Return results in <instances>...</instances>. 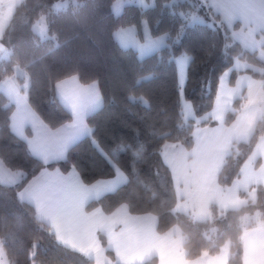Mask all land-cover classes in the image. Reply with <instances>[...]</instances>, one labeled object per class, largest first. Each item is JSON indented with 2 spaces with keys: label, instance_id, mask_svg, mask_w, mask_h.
I'll return each mask as SVG.
<instances>
[{
  "label": "trees",
  "instance_id": "16d2710c",
  "mask_svg": "<svg viewBox=\"0 0 264 264\" xmlns=\"http://www.w3.org/2000/svg\"><path fill=\"white\" fill-rule=\"evenodd\" d=\"M116 1L68 0L66 6L57 9L55 6L64 5V0H17L0 39V45L9 52L0 56V82L16 75L31 107L53 130L71 119L57 97L56 84L70 77H77L85 85L96 82L103 106L87 123L106 150L121 144L130 146L116 156L119 166L127 171L129 182L91 201L87 210L101 208L110 214L126 204L134 215H155L160 234L178 227L185 238L187 260H196L205 253L219 255L229 244L228 264H243L244 233L264 227V186L256 187L255 203L237 210L212 205L208 218L196 219L176 210L178 197L161 152L167 142L188 149L194 145L197 124L185 119L183 99L193 105L197 117H203L214 107L219 79L232 69L236 59L263 69L264 61L257 51H248L233 40L231 31L220 25L217 13L216 28L185 20L181 13L192 11L194 0H154L148 8L126 5L118 16L113 11ZM203 11L202 18L214 13ZM41 20L47 27L46 39L34 29ZM142 21H147L152 37H171L166 38L164 47L144 57L133 47L122 48L113 36L116 27H135L142 38ZM181 28L183 31L179 32ZM178 35L182 42L173 43ZM226 43L231 47L225 48ZM185 52L194 56L195 62L188 70L184 94L178 96L176 59ZM17 71L21 73L16 74ZM251 74L264 80V75ZM237 76L233 72L231 85ZM141 77L148 79L133 88L134 81ZM130 90L131 94L145 96L150 107L130 103ZM6 104L7 97L0 94V159L10 169L27 173L17 185L0 184V241L7 259L10 264H95L93 259L61 244L38 219L34 207L19 199L20 189L40 173L41 164L28 154L25 143L12 134L10 117L14 105L6 108ZM243 106L244 100L236 101L223 124H232ZM217 123L211 120L200 126ZM262 137L264 114L248 142L233 144L219 174L223 189L240 176L242 166ZM133 148L142 153L135 173L130 167ZM47 167L63 173L75 169L87 185L115 177L88 138L76 142L64 160ZM145 264L158 261L154 258Z\"/></svg>",
  "mask_w": 264,
  "mask_h": 264
},
{
  "label": "crops",
  "instance_id": "0c3cea01",
  "mask_svg": "<svg viewBox=\"0 0 264 264\" xmlns=\"http://www.w3.org/2000/svg\"><path fill=\"white\" fill-rule=\"evenodd\" d=\"M16 1L0 0V39L14 12ZM225 7L229 11L238 8L235 5H225ZM213 11L215 12V10ZM216 13L220 17L222 16V12ZM241 27L242 21L237 19L234 24V29L240 30ZM248 27H253V25L249 24ZM247 30V28H244L245 32ZM262 38H264V29L254 34L255 41H262ZM239 43L248 51H257L260 58L264 54V42H261L259 46L250 43V46L247 48L244 47L243 43ZM179 57H177L176 61ZM262 60L264 61V59ZM237 63L241 65L247 64L251 67L236 68ZM253 67L263 69L236 59L232 67L233 71L226 78L225 87L219 92L221 100H224L229 88H236V83L241 77H250L251 81L256 83H251L248 79H245L240 86L239 93H233L232 102L224 105L220 109L217 108L216 104L217 92L212 111L203 117H197L193 105L185 99L182 100L185 119L195 121L197 126L194 132V145L191 149L179 143H165L169 145L168 153L171 164L164 163L169 168L173 178L176 195L178 197L176 206L178 212L190 215L196 219H206L210 216V208L212 205H217L224 210H237L248 203H255L257 201L256 187L264 186V137L260 138L253 152L242 166L240 176L232 185L227 189H223L219 184V174L227 156L230 154L233 144L248 142L257 122L264 114V80L256 78L251 74L264 75V71H253ZM233 72H237L238 76L235 79L234 85H231ZM20 73L21 71L16 72V74ZM9 80H13L21 96H25L16 75L2 80L0 85H4ZM64 81L67 82L65 89L68 94L77 102L81 104L85 103L86 93L84 90L91 84H82L77 77H70ZM3 94L7 97L6 88L3 90ZM238 100H244V106L238 113L236 119L230 125L223 124V119L233 109L234 103ZM27 104L30 105L28 100ZM185 104L191 106L190 112L185 110ZM13 105L15 112L16 105ZM213 113L221 115L222 119H215ZM211 120L217 121L218 123L214 126H200L201 123ZM25 134L29 138L35 136V130L30 120L25 121ZM75 143L67 148L64 159L68 150ZM64 159L55 160L52 163ZM162 159L164 161L163 156ZM49 170L52 171L55 169ZM72 171L73 169L68 173L60 172L62 175L68 176ZM39 175L40 173L37 176ZM112 179H115V177ZM32 180L20 189L19 192ZM79 181L89 188L98 182L87 185L82 181L80 175ZM3 185L14 186L7 183ZM216 187L221 190L220 195L214 192ZM106 194L108 193L103 194L99 198L91 194H86L80 188L79 183L74 180L70 188L49 190L46 206L38 207L34 201H23L34 207L38 219L49 227L50 231L61 244L93 259L95 264H145L154 258L157 259L158 264H228L230 258L229 244L223 247L219 255L211 256L205 253L196 260H187L183 247L185 238L181 230L178 227H174L165 234L158 233V218L155 215H134L128 209V217L139 218L133 220L118 214V209L121 206L110 214H107L101 208L87 210V206L91 201L98 200ZM242 194H246L247 197H242ZM93 214L95 215L93 216ZM85 216L92 217L96 221H103L104 223H107L109 218L115 220L116 222L111 224L113 236L110 237L109 231L98 225L94 231L89 228L86 233L83 224ZM124 220L127 223L121 222ZM122 231L124 235H120ZM243 242V264H264V227L245 232ZM90 243L96 245L100 251L89 250L85 253L80 250L82 247L87 248ZM0 257L3 258L6 264H10L1 241Z\"/></svg>",
  "mask_w": 264,
  "mask_h": 264
},
{
  "label": "snow or ice",
  "instance_id": "6c2138e0",
  "mask_svg": "<svg viewBox=\"0 0 264 264\" xmlns=\"http://www.w3.org/2000/svg\"><path fill=\"white\" fill-rule=\"evenodd\" d=\"M67 2L68 0H64V5L57 4L55 7L60 9L66 6ZM140 2L143 3V0H140ZM194 4L195 7L192 11L181 13L185 20L199 22L201 25L209 27L210 29L216 28L214 15L216 12H222L219 23L221 26H224L226 29L231 31L233 40L243 43L245 48L249 47L250 43H254L259 46L261 42H264V38H262V41L254 40V34L259 30L264 29V0H194ZM225 5H235L238 6V8L234 9L233 11H229ZM197 8L199 9V14H197ZM204 9H208L210 11L215 10V12L213 15H208L207 18H202L204 16ZM113 11L117 16L120 14L121 5L119 2L114 5ZM237 19L242 21V27L240 30L234 29V24ZM142 23L145 26L143 39L147 41L143 44H139L132 39V34L134 31L132 27H116L113 31L114 38L118 41L122 48H126L130 43H137L141 57L159 48L165 43L166 39V37L163 35L158 39H150L147 29V21H142ZM249 24H252L253 27L249 28ZM244 28L248 29L247 32L244 31ZM37 31L42 38H47L46 25L41 24L38 26ZM178 31L182 32L183 28L179 29ZM167 39H171V37H167ZM181 42L182 38L179 35L177 36L176 40L173 41V43L176 44ZM58 46L59 45H57V47ZM229 47H231V45L226 43L225 48ZM0 53H2L4 56L9 55L8 50L4 48H0ZM261 59H264V54H262ZM194 62V56L187 54V52H185L183 55H180L179 59L176 61L179 68L178 96H183L184 94L188 80V70L190 65ZM241 67L247 68L251 66L247 64H236V68ZM232 71L233 69H229L219 79L217 86L218 95L216 100L218 109L232 102L233 93H239L240 86L245 79H248L251 83H256L251 81L250 77H241L236 83V88H229L225 94L224 100L222 101L219 92L225 87L226 78ZM253 71H264V69H257L253 67ZM143 79H148V77L136 79L134 81L133 88L139 86ZM66 83L67 82L65 81L58 82L56 84V89L58 98L63 107L69 111L71 119L57 127L55 130L51 129L50 126H48L46 122H44L42 118L39 117L35 110L27 104V97L21 96L13 80H9L5 82L4 85H0V94H3V90L5 88L7 89L8 104H6L5 107L9 108L12 106V104L16 105V111L12 113L10 117V130L12 134H14L20 141L25 143L28 154L41 164L40 175L34 177L33 180L21 192H19V197L22 201H34L38 207L46 206L48 199L47 194L49 190H63L64 188H70L74 180L79 183L80 188L86 194L94 195L96 198H99L105 193L115 192L121 187V185H126L129 182V176L126 175L127 171L119 166L116 156L125 152L126 148L130 146L121 144L112 150H106L96 139L95 130L87 123L88 117L103 106V97L100 94L98 84L93 82L88 86L87 89L84 90L86 93V102L81 104L68 94L65 89ZM128 100L133 104L139 103L146 108L150 107V102L145 96L131 94V90ZM184 108L189 112L191 110V106L189 104H185ZM213 115L217 120L222 119L221 115L216 113H213ZM26 120L31 121L32 127L35 130V136L33 138H29L25 134ZM84 138H88L98 153L105 158L109 167L113 169L115 179L100 180L89 188L79 181V174L75 169H73V171L69 173L68 176L62 175L58 168L52 171L48 169L47 166L53 161L64 159L65 152L71 144ZM168 148L169 145L165 144L163 146L161 155L164 158V162L170 165L171 161L169 160ZM141 155L142 153L139 150L135 148L132 149V163L130 167L133 173H135L136 162L141 157ZM26 176L27 173H25L22 169H10L6 166L5 162L0 159V184L7 183L10 185H16L21 183L23 179L26 178ZM214 192L218 195L221 194V190L218 187L214 189ZM118 214L126 217L127 219H139L136 217H128V206L126 204L122 205L121 208L118 209ZM94 215L95 214H93V216ZM115 222V220L109 218L108 222L104 223L103 221H96L92 217L88 216H85L83 220L86 233L88 232L89 228L93 229L94 231L95 227L98 225L108 230L110 237L113 236L111 232V224ZM121 222L127 223L126 220ZM120 235H124V232L122 231ZM80 250L85 253H87L89 250L96 252L100 251L99 248L93 243H90L87 248L82 247ZM0 264H6L2 257H0Z\"/></svg>",
  "mask_w": 264,
  "mask_h": 264
},
{
  "label": "rangeland",
  "instance_id": "374dc122",
  "mask_svg": "<svg viewBox=\"0 0 264 264\" xmlns=\"http://www.w3.org/2000/svg\"><path fill=\"white\" fill-rule=\"evenodd\" d=\"M120 3L121 5V11H122V8L126 5H131V4H137V5H140L142 6L143 8H148L149 6H152L153 5V2L154 0H143V3L140 2V0H118L114 3V5H116L117 3ZM114 7V6H113ZM121 13V12H120ZM115 14V13H114ZM116 15V14H115ZM41 24H45V22L43 20H41L40 22H37L35 25H34V29L36 30V32L38 33L37 31V28L38 26H40ZM144 24H143V29H142V33L144 34ZM134 29L133 31V34H132V39L135 40L137 43L139 44H143V43H146L147 41L145 39H143V34H142V38L140 36L137 35V29L135 27H132ZM147 29H148V33H149V38L150 39H158L159 37L157 38H154L151 36L150 34V29H149V26L147 25ZM47 35H48V32H47ZM165 37L167 38V35H165ZM137 43H130L126 48H130V47H133V48H136V50L139 51L138 47H137ZM166 45V39H165V43L163 45H161L159 48H162ZM159 48L153 50L152 52L150 53H147L145 54L144 56H147L148 54H151L155 51H157ZM140 54V53H139ZM143 56V57H144ZM141 57V56H140Z\"/></svg>",
  "mask_w": 264,
  "mask_h": 264
},
{
  "label": "water",
  "instance_id": "95a60500",
  "mask_svg": "<svg viewBox=\"0 0 264 264\" xmlns=\"http://www.w3.org/2000/svg\"><path fill=\"white\" fill-rule=\"evenodd\" d=\"M0 48H4V49H6L3 45H0Z\"/></svg>",
  "mask_w": 264,
  "mask_h": 264
}]
</instances>
